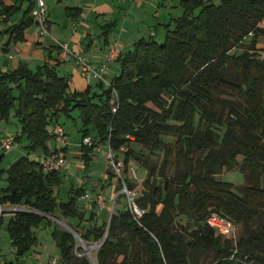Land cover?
I'll return each instance as SVG.
<instances>
[{"label":"trees","instance_id":"trees-1","mask_svg":"<svg viewBox=\"0 0 264 264\" xmlns=\"http://www.w3.org/2000/svg\"><path fill=\"white\" fill-rule=\"evenodd\" d=\"M24 3L22 16L8 28L15 40L24 39L35 22L36 0H0L5 23ZM180 5L183 13L167 24L163 41L141 37L115 60L119 72L109 85L98 80L95 89L72 90L69 79L48 62L0 71V119L9 121L13 114L20 123L15 141H28L24 155L0 167V180L6 174L7 181L0 185V206L36 211L12 213L7 221L18 257L38 243L33 228L46 219L43 213L78 224L88 220L85 231L74 222L69 226L85 242L102 243L98 264H195L203 252H215L214 264H264V55L258 46L264 0H181ZM68 12L76 15L81 9ZM117 25V19L101 25L106 43ZM73 111L82 121L86 168L100 144L110 146L116 164L123 152L122 178L129 190L134 189L125 174L130 160L147 168L142 195L135 199L144 210L140 217L126 207L99 223L95 202L89 216L79 204L84 187L70 189L63 201L56 192L62 172H46L31 157L50 153L52 127L63 125L61 116L73 117ZM169 134L176 136L174 142L163 138ZM87 136L91 145L83 143ZM132 143L149 150L148 155ZM157 151L163 158L152 163L150 153ZM224 168L245 174L241 193L232 182L217 179ZM118 181L121 190L123 181ZM213 212L241 225L240 237L211 227L207 218ZM180 216L188 222L182 224ZM5 222L0 214V228ZM52 237L61 264H91L76 253L80 247L70 230L54 224Z\"/></svg>","mask_w":264,"mask_h":264},{"label":"rangeland","instance_id":"rangeland-1","mask_svg":"<svg viewBox=\"0 0 264 264\" xmlns=\"http://www.w3.org/2000/svg\"><path fill=\"white\" fill-rule=\"evenodd\" d=\"M219 1V0H215ZM146 8L142 10H134L136 13L135 15H131L128 21V25L126 27L130 29L129 37L123 38V42L126 44V46L132 48L134 44V40L141 37H153L157 41H163L166 37V34L168 32L169 26L167 24L169 22H172V18H177L183 13V8L181 7L180 3L181 0H148ZM151 4L150 8L148 6ZM159 5V6H158ZM131 7V6H128ZM133 7V6H132ZM140 11V12H139ZM155 12L159 13V17L155 15ZM199 9L195 11V13H198ZM122 12V16H123ZM58 19V17H56ZM56 24L59 22L58 20L55 21ZM1 23V22H0ZM171 29L174 28V25L172 24ZM139 31L137 32V30ZM132 35V36H131ZM52 36V32L50 31V35ZM259 43H262L264 41V35L259 37ZM262 55H264V49H262ZM109 72H119V68L114 69L109 66ZM72 116H66L62 115L60 118V122L63 124V127L67 133V139H68V151L70 160H74V164L76 163L77 168L82 170L79 176H74L72 179L68 177V175H74L75 172L73 171H66V175L63 174V183L56 188V192L59 194V198L63 201H66L68 199V193L65 191L66 188L78 186L81 185L82 181H85V183H89L90 186L85 188V192L90 194L89 198L82 197L86 202L83 204V208L87 210V216H89L90 211L92 210L91 204L93 202L97 205V211H100L102 214L100 216L101 220L98 221L101 223L102 221H109L112 213L114 211H119L123 208L129 207L130 203L134 201L137 197L142 195L143 188H144V180L148 176V170L141 162H139L136 159H131L129 163V169L127 170L126 176L127 178L134 183V189L132 192H130V197L128 196L127 191H124L123 189L119 190V175L117 174V169L115 162L113 161L112 157H110V150L109 146L106 144H100L98 147L100 150L95 153L94 158H92L91 163V169L90 174H92L94 177H102L95 178L94 181H86L88 179V176L86 174V169L84 167L83 159L80 154L82 152V121L79 118V112L73 111ZM20 131V123L18 122L17 118L12 114L11 115V121L1 120L0 119V154H3V158L0 161V167L2 168H8L11 163H13L17 158H19L21 155L26 153L25 145L28 144V141L26 138L15 141L12 148L9 150H5L3 147V141L6 136L9 135H16ZM163 138L167 142H174L176 140V136L174 134H169L163 136ZM93 140V139H92ZM52 143H55V139L52 138ZM96 142V140H94ZM53 143V144H54ZM94 143V142H93ZM132 147L136 151H141L148 155L149 150H146L142 145L134 143ZM96 150V149H95ZM95 152V151H94ZM122 154V155H120ZM119 156V162L123 163V152L120 153ZM114 155V153H113ZM151 162L154 163L156 161H160L163 158V152L157 151L156 154L150 153ZM105 165L106 171L103 172V167ZM74 165V169L76 168ZM135 169V173L133 174ZM78 171V170H77ZM110 171L113 172L116 177L111 178L109 177ZM173 168H170L169 172H172ZM136 176V177H135ZM104 177V178H103ZM217 179H221L223 181L232 182L234 184V190L237 193L242 192V187L246 183V177L245 174L240 170H228L224 168L222 172L217 176ZM0 185L5 187L7 186L6 181V174L3 175V178L0 180ZM74 189V188H72ZM75 190V189H74ZM101 193L105 196V202L104 204H100L96 201L98 194ZM122 193H126L127 196L123 197ZM15 212H35V210L29 209L26 206H10L4 205L0 206V214L5 215L6 223L8 216H10L12 213ZM45 215L46 219H50L53 221V223L60 225L64 229L70 230L69 223L74 222L71 218H66L61 215L59 217L50 215V214H43ZM88 218V217H87ZM179 221L182 224H186L188 222V219L184 216L179 217ZM5 223V224H6ZM78 227H80L83 231L90 225V222L87 220L85 222H80L78 224V220L74 222ZM242 226L238 225L237 231H236V237H240L242 233ZM40 237V240L43 242V234H38ZM75 236V235H74ZM77 239V247H80V250L76 249V253L78 255L86 256L91 261V264H98L97 263V251L99 249V241H88L85 242L82 241L78 237ZM44 244H47L46 241H44ZM49 247V246H48ZM137 249H134V252ZM49 256L54 257H60V249L55 246L53 252L50 253ZM2 256H5V258H11V257H17L16 249L11 245V239L8 231L6 228L4 230L0 231V264H7V260H3ZM215 252L206 253L203 252L198 256L197 261L195 264H214L215 262Z\"/></svg>","mask_w":264,"mask_h":264},{"label":"crops","instance_id":"crops-1","mask_svg":"<svg viewBox=\"0 0 264 264\" xmlns=\"http://www.w3.org/2000/svg\"><path fill=\"white\" fill-rule=\"evenodd\" d=\"M14 1L15 0H5L7 4H13ZM146 1L148 0H47L49 9L48 25L52 32V36H43L40 33L36 22H34L25 30L24 39L15 40V38L9 33L8 28L11 24L17 22L22 16L23 11L27 7V3H24L22 4V11L18 12L9 23L2 22L0 19V71L14 70L22 63L35 69L38 65L48 62L56 67L60 74L69 79L72 90L84 91L88 87L95 89L98 80L95 78L87 79L84 77L73 55H71L68 60H60L61 47L59 46V42H67L72 51L84 54L94 66H99L100 64L107 62V50L116 40L123 42V38L129 37L130 29L126 27L129 18L131 15L139 14L134 10H142L146 8ZM20 3V1L17 2V4ZM150 6L151 4L148 8H150ZM68 8H79L81 9V13L71 15L68 12ZM122 12H124L123 16ZM155 15L159 17V13L155 12ZM56 17H58V19ZM116 19L118 20V25L110 34L109 42L106 43L102 35L101 25ZM56 20L59 21L57 24L55 22ZM261 26L264 27V21H262ZM138 31L139 29L137 32ZM123 44L125 50L130 48L126 46L124 42ZM258 46L264 49V41L259 43ZM109 66L114 69L119 68L117 61L109 62ZM116 73L117 72L112 73L110 71L109 78L111 79ZM9 121H11V119ZM53 143L52 141L49 143L51 149H54L57 146L56 141L54 144ZM133 144L134 143H132V145ZM68 146L69 145H67L65 149L68 155V166L61 172L66 175V171H74V175H68V177L72 179L74 176H79L82 170L79 171L76 163L74 164V160H70ZM99 150L100 148L97 147L92 158H94L95 153ZM44 155L45 154L43 153L36 152L32 154L31 157L41 159ZM76 155H81L83 159V151ZM91 163L92 160L88 168H86L84 163L86 169L85 172L89 175L88 179H86L88 182L94 181L95 178H100L102 177V174H104L102 173L99 177H94L90 174ZM74 165L76 166L75 169ZM102 171H106L105 165ZM80 186L86 188L89 187L90 184L82 181L81 185L66 188L65 191L68 193L70 189H77ZM86 194L88 193H85V195ZM88 195L90 197V194ZM82 197L79 199V204L83 208V204L86 201L82 199ZM98 214L101 216L102 213L98 211ZM9 217L10 216H8V219ZM48 220L50 219H45L39 227L33 228L35 235L38 238V243L34 245L31 250L23 256L11 258H5V256H2L4 257L2 259L7 260V264H53L51 261L53 258H56L59 261V264H61L60 257L49 256L57 245L52 237V229L55 223L52 221L53 224L50 226L47 223ZM5 223L1 226L0 231L5 228L8 231L7 223ZM38 234H43V242L40 240ZM44 241H46L47 244H44Z\"/></svg>","mask_w":264,"mask_h":264},{"label":"built area","instance_id":"built-area-1","mask_svg":"<svg viewBox=\"0 0 264 264\" xmlns=\"http://www.w3.org/2000/svg\"><path fill=\"white\" fill-rule=\"evenodd\" d=\"M128 1H137V0H128ZM48 3L47 0H36V4L33 10L34 21L36 22L37 26L39 27L40 33L43 36L50 35V28L48 25ZM59 46L61 47L60 53V60L65 61L68 60L71 55H73L76 59L77 65L84 77L87 79L95 78L99 81H103L105 84H110L109 78V62L117 60L125 51V46L122 41L116 40L107 50V62L100 64L99 66H94L89 59L81 53L74 52L70 49L69 44L67 42H59ZM51 135L55 139L57 146L56 148L52 149L50 153L44 155L39 159V161L43 165V169L46 172L52 171H62L68 166V155L66 152V147L68 145L67 133L64 127L60 124H56L52 127L50 131ZM15 143V136L9 135L6 136L3 141V147L5 150H9L12 148L13 144ZM83 143L85 145L92 144V137L87 136L83 139ZM110 150V157H112L114 161V155L112 149L109 146ZM115 162V161H114ZM117 174L119 178L123 181V190L127 191L128 196L130 197L131 190L128 189L126 183L122 178V170L123 163L116 164ZM135 173V169L133 171ZM136 177V176H135ZM126 194V193H125ZM127 195V194H126ZM85 198H89V195L86 194ZM97 202L100 204H104L105 196L101 193L98 194L96 199ZM131 211L136 215V217H140L144 210L141 209L135 202L130 203ZM208 224L220 232L222 235L228 236L230 238L236 239V231L237 226L231 219L221 215L218 212H213L207 218ZM51 263L59 264V261L56 258H53Z\"/></svg>","mask_w":264,"mask_h":264},{"label":"water","instance_id":"water-1","mask_svg":"<svg viewBox=\"0 0 264 264\" xmlns=\"http://www.w3.org/2000/svg\"><path fill=\"white\" fill-rule=\"evenodd\" d=\"M108 230H109V225H108V227H107V233H106V235H105V239L107 238V236H108ZM70 231L75 235V237L77 238H79V239H81L82 241H83V239L72 229V228H70ZM102 244V243H101ZM101 244H99V246H101Z\"/></svg>","mask_w":264,"mask_h":264}]
</instances>
